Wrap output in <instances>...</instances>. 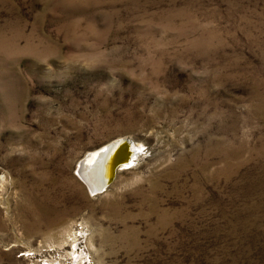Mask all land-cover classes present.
<instances>
[{
    "label": "rangeland",
    "instance_id": "obj_1",
    "mask_svg": "<svg viewBox=\"0 0 264 264\" xmlns=\"http://www.w3.org/2000/svg\"><path fill=\"white\" fill-rule=\"evenodd\" d=\"M0 264H264V0H0Z\"/></svg>",
    "mask_w": 264,
    "mask_h": 264
},
{
    "label": "water",
    "instance_id": "obj_2",
    "mask_svg": "<svg viewBox=\"0 0 264 264\" xmlns=\"http://www.w3.org/2000/svg\"><path fill=\"white\" fill-rule=\"evenodd\" d=\"M104 147L106 148H113L112 151L114 152L112 161H111V169L109 172V176L108 178L105 179V181H103V183L97 187V185H93V183H91L87 178H85V176L82 174L81 171V166L83 162H79L78 164V176L81 178V180L86 184L88 190L90 191V193L92 194H96L99 192L104 191L114 180L116 172L118 171V169H122V168H127L131 165V160L134 159V156L136 154V149L134 146V142L128 138H121L118 141H112L108 144H106V146L104 145ZM121 149L123 151H121ZM109 150V149H107Z\"/></svg>",
    "mask_w": 264,
    "mask_h": 264
},
{
    "label": "bare ground",
    "instance_id": "obj_3",
    "mask_svg": "<svg viewBox=\"0 0 264 264\" xmlns=\"http://www.w3.org/2000/svg\"><path fill=\"white\" fill-rule=\"evenodd\" d=\"M118 140H116V141H118ZM134 146H135V148H137L136 154H135V156H136L139 152H141V150L138 151V148L140 146L139 145L137 146L136 143H134ZM107 149H109V150H107ZM112 149L113 148H106L103 146V147H101V148H99L93 152H89L88 154H86V156L81 161V162H83L82 166H81L82 174L91 183H93V185H97V187H99L103 183V181H105V179L108 178V176H109V172L111 169V161H112L111 157H113V154H114ZM121 151H123V150L121 149ZM135 156H134V158H136ZM133 160H131V162ZM132 163H131V165H132ZM124 168H122V169H124ZM118 171H120V169H118Z\"/></svg>",
    "mask_w": 264,
    "mask_h": 264
}]
</instances>
